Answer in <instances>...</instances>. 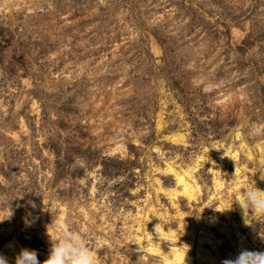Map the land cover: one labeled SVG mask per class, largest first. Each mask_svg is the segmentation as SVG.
Listing matches in <instances>:
<instances>
[{
	"label": "rangeland",
	"instance_id": "obj_1",
	"mask_svg": "<svg viewBox=\"0 0 264 264\" xmlns=\"http://www.w3.org/2000/svg\"><path fill=\"white\" fill-rule=\"evenodd\" d=\"M260 172L264 0H0L8 264H44L62 229L96 264L264 251L233 204Z\"/></svg>",
	"mask_w": 264,
	"mask_h": 264
},
{
	"label": "clouds",
	"instance_id": "obj_2",
	"mask_svg": "<svg viewBox=\"0 0 264 264\" xmlns=\"http://www.w3.org/2000/svg\"><path fill=\"white\" fill-rule=\"evenodd\" d=\"M223 150V155L226 156L227 150ZM260 173L261 178L264 179V172ZM240 195L243 199H238L235 195L233 196V204L235 203L239 206L244 223L246 225H252V222H254L255 224L259 223L264 225V190L257 188L256 184H254L252 187L241 188ZM62 231L65 234L56 239H53L48 232L50 248L48 258L44 261V264H96V257L93 255L91 247L82 238H78L75 235H67L65 229H62ZM154 233H156V225ZM262 233H264V229L260 231L261 237L264 238V234ZM156 236L158 239L154 243L159 245L161 243V237L159 233H156ZM56 241H62V243L57 244ZM146 246L150 247L151 244ZM139 248L144 255L145 252L141 248V245H139ZM164 254L169 259L172 258L171 242L169 251L164 252ZM0 264H8V261L2 255H0ZM15 264H40V261L37 259L35 250L23 248L16 256ZM223 264H264V251L242 250L234 259L224 260Z\"/></svg>",
	"mask_w": 264,
	"mask_h": 264
},
{
	"label": "bare ground",
	"instance_id": "obj_3",
	"mask_svg": "<svg viewBox=\"0 0 264 264\" xmlns=\"http://www.w3.org/2000/svg\"><path fill=\"white\" fill-rule=\"evenodd\" d=\"M179 180H180V181H182V179H181V178H180Z\"/></svg>",
	"mask_w": 264,
	"mask_h": 264
}]
</instances>
